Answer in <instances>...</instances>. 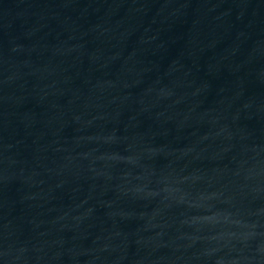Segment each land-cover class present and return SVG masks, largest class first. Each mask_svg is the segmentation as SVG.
<instances>
[{
  "label": "water",
  "instance_id": "1",
  "mask_svg": "<svg viewBox=\"0 0 264 264\" xmlns=\"http://www.w3.org/2000/svg\"><path fill=\"white\" fill-rule=\"evenodd\" d=\"M0 264H264V0H24Z\"/></svg>",
  "mask_w": 264,
  "mask_h": 264
}]
</instances>
